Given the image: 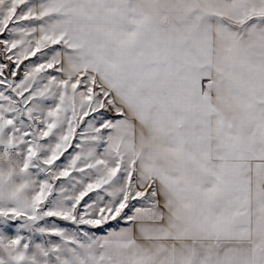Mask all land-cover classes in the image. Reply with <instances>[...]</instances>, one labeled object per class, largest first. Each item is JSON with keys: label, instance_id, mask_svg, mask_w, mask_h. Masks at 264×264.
I'll return each mask as SVG.
<instances>
[{"label": "snow or ice", "instance_id": "1", "mask_svg": "<svg viewBox=\"0 0 264 264\" xmlns=\"http://www.w3.org/2000/svg\"><path fill=\"white\" fill-rule=\"evenodd\" d=\"M0 264H264V0H0Z\"/></svg>", "mask_w": 264, "mask_h": 264}]
</instances>
